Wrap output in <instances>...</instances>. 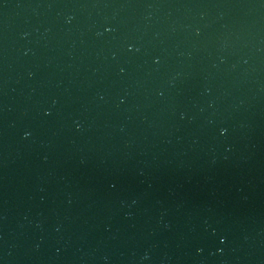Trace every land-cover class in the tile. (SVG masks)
<instances>
[{"label":"water","instance_id":"obj_1","mask_svg":"<svg viewBox=\"0 0 264 264\" xmlns=\"http://www.w3.org/2000/svg\"><path fill=\"white\" fill-rule=\"evenodd\" d=\"M0 264H264V0H0Z\"/></svg>","mask_w":264,"mask_h":264},{"label":"clouds","instance_id":"obj_2","mask_svg":"<svg viewBox=\"0 0 264 264\" xmlns=\"http://www.w3.org/2000/svg\"><path fill=\"white\" fill-rule=\"evenodd\" d=\"M145 258H147V257H145Z\"/></svg>","mask_w":264,"mask_h":264}]
</instances>
